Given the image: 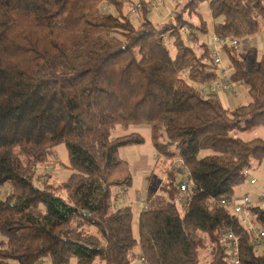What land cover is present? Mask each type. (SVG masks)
Segmentation results:
<instances>
[{"label": "trees", "instance_id": "1", "mask_svg": "<svg viewBox=\"0 0 264 264\" xmlns=\"http://www.w3.org/2000/svg\"><path fill=\"white\" fill-rule=\"evenodd\" d=\"M203 2L218 37L244 41L264 26V0H185L172 19L138 25L129 0H0V264H228L229 233L240 264H264L232 204L216 203L264 161V139L240 138L264 127V58L224 49L247 105L226 110L202 93L217 77L209 45L189 31L209 33ZM130 126L149 129L169 164L137 237L131 206L114 200L132 185L124 151L144 143ZM59 146L66 162L49 159ZM49 162L67 173L60 186L36 179ZM249 210L264 231V205Z\"/></svg>", "mask_w": 264, "mask_h": 264}, {"label": "crops", "instance_id": "2", "mask_svg": "<svg viewBox=\"0 0 264 264\" xmlns=\"http://www.w3.org/2000/svg\"><path fill=\"white\" fill-rule=\"evenodd\" d=\"M129 1H130V5L128 6V11L127 10L124 11V13L127 15L128 18L132 17V15H129V11L131 8L135 6V4L139 3L142 7L141 1L145 4V8L147 9V13L145 15L143 11L141 10V8L137 10L136 13L134 14V16L136 17L134 22L135 24L138 25L142 20H145V19L150 20L152 23H155V24L164 23L167 20L172 19L174 17L175 10L185 0L180 3L176 2L175 0H129ZM199 13L209 25L208 27L209 33L206 36H204L200 33H197L194 29H191L189 31L192 34L195 33L196 34L195 38L198 39L199 41H202V42L204 41L206 44H209V38L213 34V32H212V26H211L212 20L210 18V11L208 8V4L206 2H203L199 5ZM191 21L195 25H198V20H196L195 18H192ZM191 38H193V36H191ZM186 42L188 44L191 43L188 38ZM240 46L242 47L240 48ZM235 48L237 49L236 54L240 58H244L248 50L254 51L255 56H256L255 58L256 63H259L264 58V26L257 34L249 37L248 39L244 41H239V44ZM221 60H222V65L220 68L219 67L217 68V76L222 77L224 71H227L225 80L232 82L230 81L232 67L230 64V58L228 57L226 52L223 53ZM232 83H233V87L231 90L216 95L220 105L222 106L223 109H226V110H233L237 107L245 106L250 102V97L247 93L246 88L240 83H234V82ZM129 132H140L141 135H143L144 134L143 132H145L146 135H148V133L150 135L149 129L140 128V127L139 128L135 127L134 131H129ZM240 138L242 139L241 136ZM136 148H139V147L128 148L124 151V153H125V158L129 164L132 180L135 179L137 175L138 176L140 175L141 183H140L139 192L138 191L136 192L135 190L137 197H140L142 195V192L147 194L148 196V193L150 192L149 190L154 185L153 183L154 179L157 180L156 179L157 171L161 170L162 173L160 172V174L164 175V177L161 182L157 181L158 186H155L154 192L149 193L152 195L149 197H146L145 201H142L134 205L130 204L131 209H132V225L133 226L137 225L142 204H144V202L146 201H149V199L152 198L155 194L159 193L160 186H162L164 182L166 181L165 170L169 169L168 165L165 169L162 168L164 164L159 162V158H158L159 156L157 155L156 150H155L156 152L155 158H153L154 160L151 161L149 156L139 155L137 152H135L134 149ZM146 173H150V175H147V178H146ZM133 183H134V180H133ZM128 189L129 188H126L125 191L121 190L122 194L118 193L120 190H116V193L114 195L115 197L114 200L116 199V202L119 200V203L120 201L124 203L123 196L126 194ZM234 196H236L235 192H234Z\"/></svg>", "mask_w": 264, "mask_h": 264}, {"label": "built area", "instance_id": "3", "mask_svg": "<svg viewBox=\"0 0 264 264\" xmlns=\"http://www.w3.org/2000/svg\"><path fill=\"white\" fill-rule=\"evenodd\" d=\"M180 3L184 0H175ZM141 8L139 3L135 4L133 8L130 9L129 15H134L137 10ZM239 44V40L232 38H221L217 35L212 34L209 38V49L210 56L212 58L213 64L216 68H220L222 65L221 57L225 52V47H236ZM227 71H224L222 77H216V79L202 85L200 87V91L204 94L208 95H218L223 92H227L232 89L233 83L226 81ZM176 167L181 168L182 162L180 160H175L173 162ZM178 179L180 181L178 185V192L180 198H189L193 194V185L188 179V174L182 171L180 175H178ZM250 185H255L256 181L254 179H249ZM178 197V199H179ZM259 202H264L263 197H258ZM220 205L232 204V212L239 222L246 228V231L251 236V244L259 249H264V231L262 229H258L255 226V222L250 214V207L254 206L249 195H244L241 198H234L230 201L227 199H220L216 202ZM259 205V204H258ZM256 205V206H258ZM264 205V204H263ZM255 207V206H254ZM141 210L146 211L147 205L142 204ZM227 253L229 255V263L228 264H240V260L238 258V238L233 234L229 233L227 235ZM9 264H20L17 262H11ZM39 264H43L42 262Z\"/></svg>", "mask_w": 264, "mask_h": 264}, {"label": "rangeland", "instance_id": "4", "mask_svg": "<svg viewBox=\"0 0 264 264\" xmlns=\"http://www.w3.org/2000/svg\"><path fill=\"white\" fill-rule=\"evenodd\" d=\"M127 10L128 11V8L125 7L124 8V11ZM152 11V10H151ZM135 16L133 15L130 19H132V22L135 24ZM137 25V24H135ZM242 46H240L241 48ZM241 52V51H240ZM134 128L133 126H130L128 129H127V132L129 131H134ZM147 129V128H146ZM140 133V132H138ZM144 134L142 135L143 138H144V143L140 146H136V147H139V148H136L134 149L135 152H137L139 155H147L149 156V158L152 160H154L153 158H155V148L153 146V142H152V139H151V135H146L145 132H143ZM124 133H122L121 130L119 129H116L115 131H113V136L116 137L118 135H122ZM242 137V139L244 140H250V139H253V138H262L264 139V128H259V129H256L252 132H248V133H245V134H242L240 135ZM56 155H51L49 156V159L51 161H56V160H59L60 162H66L67 161V152H66V149L64 148V146H59L56 148ZM50 166L49 167V171L44 175L42 174V176H40V174H38V178H36L37 180H47L48 183H52L53 185H58L60 186V183L62 181H64L67 177V173L62 169L60 168V166H58V162H49ZM169 166V164H168ZM167 165L164 164V166H162V168H166ZM174 167H176V165H174ZM161 170L157 171L156 172V179H154L153 183L154 185L151 187V189L149 190L151 192H154V188L155 186H158V182H161L164 175H161L160 174ZM162 173V172H161ZM147 175H150V173H146V178H147ZM153 175V174H152ZM154 176V175H153ZM142 177V176H141ZM149 177V176H148ZM249 179H254L256 181V184L255 185H250L249 184ZM133 180H134V183H133ZM132 180V185L129 187L128 191L126 192V194L123 196L124 198V204H127V205H134V204H138L142 201H145L146 197H149L151 196L152 194H149L148 193V196L147 194L143 193L142 192V195L140 197H137L136 193H135V190L136 192L138 191L139 192V188H140V175L137 177H135V179ZM149 181V179H148ZM158 181V182H157ZM147 182V180H146ZM147 185V184H146ZM126 187L122 188V189H119L120 191L118 193L122 194L121 190L125 191ZM235 195L234 198H241L242 196L244 195H249L251 201H252V204L254 206L258 205L259 206H263L264 202H259L258 201V197H263L264 198V161L261 162L258 166H255L253 167L251 170H249L248 172H246V175H245V182L239 186L238 188L235 189ZM157 195V194H155ZM122 198V197H121ZM116 201V199H115ZM119 202V200L117 201ZM148 201L144 202V204H146ZM120 203H122V201H120ZM123 204V203H122ZM133 233L134 235L137 237V227L136 225L133 226ZM210 253V252H209ZM211 256V254H209L207 256V259H209ZM136 264H140L139 261H137Z\"/></svg>", "mask_w": 264, "mask_h": 264}]
</instances>
